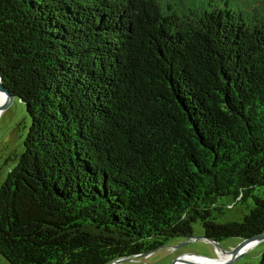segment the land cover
Listing matches in <instances>:
<instances>
[{
    "label": "trees",
    "instance_id": "obj_1",
    "mask_svg": "<svg viewBox=\"0 0 264 264\" xmlns=\"http://www.w3.org/2000/svg\"><path fill=\"white\" fill-rule=\"evenodd\" d=\"M31 124L0 182L1 264H109L264 233V0H0ZM259 264H264V252Z\"/></svg>",
    "mask_w": 264,
    "mask_h": 264
},
{
    "label": "rangeland",
    "instance_id": "obj_2",
    "mask_svg": "<svg viewBox=\"0 0 264 264\" xmlns=\"http://www.w3.org/2000/svg\"><path fill=\"white\" fill-rule=\"evenodd\" d=\"M30 124L31 119L27 113L26 105L19 98H15L13 101H10L8 106L0 112V182L4 179V177H6L9 170L17 164L18 159L23 152V143L27 136ZM254 197L264 198V185L256 187L252 191V195L250 197H248L245 201L236 203V205H234L235 200L233 197L222 198L219 201V205L223 207V212H214L216 221L222 224L229 222H241L254 207ZM193 236L197 238L205 236L203 226L200 222L193 225ZM240 239L241 238H235L220 242L221 248L223 250H228L238 243ZM186 241L187 239L183 238L172 239L166 244V246H175L183 244ZM263 252L264 241H261L258 244H254V246L245 252L239 253L233 261L225 264H259ZM187 256H194V259L197 260H186L185 262L187 264H204L201 262L203 260L199 258H206V260L216 259L219 261L229 258V256H224L221 253L218 254L217 250H215L211 243L195 239L179 249L173 250L165 247L144 257L121 264H172L173 261L180 258L185 259Z\"/></svg>",
    "mask_w": 264,
    "mask_h": 264
},
{
    "label": "water",
    "instance_id": "obj_3",
    "mask_svg": "<svg viewBox=\"0 0 264 264\" xmlns=\"http://www.w3.org/2000/svg\"><path fill=\"white\" fill-rule=\"evenodd\" d=\"M0 92L1 93H4L6 95V100L3 104L0 105V112L3 111L9 104L10 101H13L15 99V96L10 92L9 89H7L5 87V85L3 84V81H2V78H1V75H0ZM204 240L208 243H211L215 250H217L218 254L222 253L223 255H226V256H229V255H235V257H237L239 255V252L240 250L248 245L249 243H260L261 241H264V233L263 234H260V235H257V236H254V237H251V238H246V239H240V241L238 243H236L234 246H232L230 249L228 250H223L221 248V243L220 242H217L213 239H210V238H207V237H200V238H197V237H191L189 239H187V241L183 244H179V245H175V246H163V247H159L157 248L156 250L154 251H151V252H145V253H142V254H139V255H135V256H130V257H124V258H119L117 260H114L113 262L109 263V264H121V263H124V262H127V261H130V260H135L137 258H141V257H144L146 255H149L151 254L152 252H155L157 250H160V249H163L165 247H167L168 249H173V250H176V249H179L180 247L184 246L185 244L193 241V240ZM241 253V252H240ZM206 259V258H205ZM207 260H216V259H207ZM175 261L172 262V264L174 263ZM1 264V263H0Z\"/></svg>",
    "mask_w": 264,
    "mask_h": 264
},
{
    "label": "bare ground",
    "instance_id": "obj_4",
    "mask_svg": "<svg viewBox=\"0 0 264 264\" xmlns=\"http://www.w3.org/2000/svg\"><path fill=\"white\" fill-rule=\"evenodd\" d=\"M5 100H6V95L4 94V93H1L0 92V105L1 104H3L4 102H5ZM254 242L253 243H249L248 245H246V246H244L241 250H240V252L242 253V252H245L246 250H248L249 248H251L252 246H254ZM239 252V253H240ZM222 254V253H221ZM223 255V254H222ZM225 256V255H224ZM234 256L235 255H229V258H227L226 260H223V261H219V260H216V261H207L206 259V261H201L202 263H204V264H225V263H228V262H230V261H233L234 260ZM222 257V256H221ZM196 258H197V256H196ZM186 260H188V261H197L196 259H193V258H191V257H185V259H183V258H180V259H178V260H176L173 264H187L185 261ZM199 260V259H198ZM200 261V260H199ZM190 264V263H189Z\"/></svg>",
    "mask_w": 264,
    "mask_h": 264
},
{
    "label": "built area",
    "instance_id": "obj_5",
    "mask_svg": "<svg viewBox=\"0 0 264 264\" xmlns=\"http://www.w3.org/2000/svg\"><path fill=\"white\" fill-rule=\"evenodd\" d=\"M187 257H191L194 259V256H187ZM199 258V257H198ZM199 259H202L203 261H206L205 258H199Z\"/></svg>",
    "mask_w": 264,
    "mask_h": 264
}]
</instances>
